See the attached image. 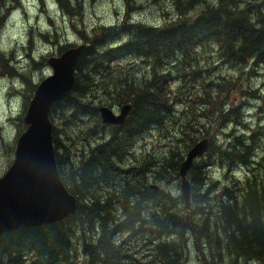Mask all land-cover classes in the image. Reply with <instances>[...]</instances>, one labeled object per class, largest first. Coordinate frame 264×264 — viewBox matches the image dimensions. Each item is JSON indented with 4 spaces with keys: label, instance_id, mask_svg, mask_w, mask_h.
<instances>
[{
    "label": "rangeland",
    "instance_id": "rangeland-1",
    "mask_svg": "<svg viewBox=\"0 0 264 264\" xmlns=\"http://www.w3.org/2000/svg\"><path fill=\"white\" fill-rule=\"evenodd\" d=\"M6 2L4 6L0 5L2 13V9L9 6L0 29V55L9 58L13 53L15 60L10 59V63L0 64L14 67L15 72L0 67V175L9 169L15 158L18 138L27 127L24 116L37 85L52 74L47 60L70 46L82 43H88L89 48L96 51L111 49L104 56L103 66L92 65V57L88 54L79 61L77 72L82 68V73L88 74V89L85 92L72 89L63 97L62 103L69 109L68 117L62 116L55 108L51 110L53 135L60 139V145L57 146L54 142L56 159L60 153L68 171L64 182L72 189L73 161H77L82 154L89 155L94 150L98 152L99 145L116 136L114 132L117 130L102 122L99 110L101 106L107 105L119 112L122 104L116 98L109 77H129L139 82L151 79L154 63L165 64L167 57L172 55V52H166L164 56L151 58L147 55L148 52L124 54L122 51L114 52L113 49L128 40L129 26L170 24L185 8L180 0ZM206 5L222 8L239 22L247 21L256 27L264 22V0H197L187 17L201 12ZM63 9L67 12L74 9L78 11L69 15ZM216 48V45L213 48L203 45L188 57L192 66L182 64L181 69L178 63L170 62L164 69L157 68V73L165 72L162 86L170 94L171 91L174 94L172 106L179 115L172 121L167 112L160 126H151L144 133L137 129L129 138H126L125 133H119L117 139L110 144L111 166L106 173L100 175L88 189H77L75 192L83 203L90 202L93 196H99L101 201L110 200V212L105 213L106 222L118 224L125 219L124 189L130 188L143 174L149 184L161 187L164 195L157 201L171 208L181 202V179L174 169L175 161L180 156L185 157L188 145L196 136V141L210 137L214 143V151L211 155L196 160V175L200 177H197L196 183L191 182L194 184L192 193L197 194V202L192 194L193 209L198 202L203 205L215 204L224 198L227 188L235 185L243 193L244 186L250 181L249 169L245 165L240 167V159L234 167L228 165V159L222 155L226 148L236 144V152L240 151L243 159L253 157L258 165H264V63L257 62L254 58L237 60L227 55L220 58L215 54ZM218 78H221L226 88L231 87L235 91L231 94L235 110L231 114L232 121L227 125L206 126L202 133L197 132L195 135L180 134V128L188 120L192 99L198 100L197 94H191L192 88ZM159 82L160 78L156 84ZM189 179L192 180L191 173ZM182 201L184 204V200ZM176 208L181 215L188 214L182 210V204H178ZM157 211L160 212L161 209L157 207ZM261 211L264 215V208ZM147 228L149 227L136 225L134 229L115 236L109 234L108 239L110 237V242L119 247V252H115L112 261L106 264H150L148 250L140 248L148 240L146 237L150 232ZM100 232L99 221L82 215L80 221L71 224V248L67 253L42 256L37 250L27 248L17 254L4 253L0 244V264H93L94 257L88 246L98 239ZM228 234L232 239L226 235L223 251L219 255L224 257L225 264H264V259L237 254V250L252 248L253 245L235 246V235ZM200 243L201 240L196 235L189 241L185 264H208L204 253L206 248H200ZM96 257L100 263L104 262L101 255Z\"/></svg>",
    "mask_w": 264,
    "mask_h": 264
},
{
    "label": "trees",
    "instance_id": "trees-1",
    "mask_svg": "<svg viewBox=\"0 0 264 264\" xmlns=\"http://www.w3.org/2000/svg\"><path fill=\"white\" fill-rule=\"evenodd\" d=\"M6 1L0 0V5L4 6ZM180 1L185 11L177 15L179 19L176 18L174 22L162 26L148 27L143 24L129 26L128 40L113 49L114 52L122 51L124 54L134 51L140 54L148 52L147 55L151 58L164 56L166 52H172V55L167 57L165 64L162 62L154 63L151 79L139 82L129 77L123 78L115 75L109 77L116 92L117 100L122 104L132 103L133 109L125 124L112 126L117 130L114 132L116 136L112 140L99 145L98 152L94 150L89 155L82 154L77 161H73L72 189L64 182L67 180L68 171L60 153L57 155L58 166L63 175L61 176L62 180L76 197L77 189L82 191L91 187L92 183L96 182L100 175L106 173L111 166L109 163L110 144L117 139L119 133H125L126 138H129L131 133L137 129L144 133L151 126H160L167 112L172 121H175L174 118L179 115L172 106L174 94L172 91L170 94L168 89L162 86L165 72L157 73V68L164 69L170 62L171 64L178 63L181 69L182 64H185L186 67L192 66L193 64L188 61V57L202 48L203 45L212 48L213 45H216L217 48L214 51L220 58H223L224 55L237 60L254 58L257 62L264 63V22L259 27L247 21L239 22L222 8H213L210 5H206L201 12L187 17L197 0ZM62 4L63 2H61ZM8 7L2 9L3 13L0 10V29L9 10ZM73 11L77 12L78 10L74 9L71 12L63 10L67 14L73 13ZM109 51L111 49L96 51L94 48H89L85 54L92 57L90 61L92 65L103 66L104 56ZM10 59L15 60L13 53L9 58L0 55V62L10 63ZM109 59H112L111 56ZM0 67L15 72V68L12 66L0 64ZM82 72V68L76 72L73 89L85 92L88 89V74ZM158 78H160V82L156 84ZM234 92L231 87L226 88L223 85L221 78L210 80L201 86L192 88L191 94H197L198 100L192 99L191 109L187 115L188 120L180 128V134L195 135L197 132L202 133L206 126H219L224 123L227 125L228 122H231V114L235 112L231 96ZM62 101L63 98L56 102L53 108L62 116L68 117V106ZM198 103L201 105L199 106ZM236 112L238 113L239 110ZM197 139V136L192 139L188 149L197 142ZM54 142L57 146L60 145V139L57 135H55ZM242 145L247 146L246 144ZM236 148L237 145L234 144L229 149L226 148L222 155L228 159L229 166L234 167L240 159L242 161L240 167L245 165L249 169L250 181L248 180L246 185H243V193L238 185H235L233 188H227L224 198L217 201L215 205L208 203L203 205L202 202H198L194 209L193 206L186 209L182 195L180 197L181 202L178 204H182V210L188 214L181 215L180 210L176 208L178 204L171 208L157 201L164 195L161 187L158 190L153 189L152 184L148 183L145 174H143L141 178L135 180L130 188L124 189L123 211L125 219L120 223L105 221V213L110 212L108 208L111 204L110 200L101 201L99 196H93L90 202L83 203L77 197L79 207L74 215L54 224L22 227L8 232L0 237L2 251L17 254L27 248L32 251L37 250L42 256L67 253L71 248L72 238L69 233L71 224L80 221L82 215H86L92 220L99 221L101 225L98 239L88 246L92 257H94L92 259L93 264H106L112 261L115 252H119V247L110 242V237L108 239L109 234L115 236L126 230L134 229L136 225L149 227L147 230L150 233L146 237L148 240H145L140 248L148 250L150 264H185L189 251V241L195 235L201 240L200 248H206L204 253L207 255L208 264H225L224 257L219 255L223 251L226 235L231 237L228 233L235 235V246L239 244L253 245L252 248L237 250V254L262 260L264 259V254H262L264 252V216L261 210L264 208V165H258L253 157L243 159L241 152H236ZM213 151L214 143L211 140L209 151L203 157L211 155ZM184 158L180 156L175 161L174 169L178 171L179 175L180 164ZM190 173L192 175L190 181L196 183L197 177H200L196 175V161ZM192 185L194 187V184L191 183ZM193 198L197 202V194H193ZM157 207L161 209L160 212L157 211ZM215 208L217 210H214ZM8 237V241L3 244L2 240ZM169 237L171 238L168 239ZM98 254L104 260L103 263H100L96 257Z\"/></svg>",
    "mask_w": 264,
    "mask_h": 264
},
{
    "label": "water",
    "instance_id": "water-1",
    "mask_svg": "<svg viewBox=\"0 0 264 264\" xmlns=\"http://www.w3.org/2000/svg\"><path fill=\"white\" fill-rule=\"evenodd\" d=\"M88 48V44H80L47 60L53 72L37 85L24 116L27 127L18 138L15 158L0 176V235L22 226L52 224L77 211L79 202L65 186L58 169L50 114L54 104L74 87L76 65ZM132 109V103H125L116 113L112 107L103 105L102 122L124 124ZM209 148L210 139H200L189 148L180 164L187 208L192 206L189 171ZM151 187L159 189L157 185Z\"/></svg>",
    "mask_w": 264,
    "mask_h": 264
},
{
    "label": "flooded vegetation",
    "instance_id": "flooded-vegetation-1",
    "mask_svg": "<svg viewBox=\"0 0 264 264\" xmlns=\"http://www.w3.org/2000/svg\"><path fill=\"white\" fill-rule=\"evenodd\" d=\"M66 14H67V13H66ZM69 15H70V14H69ZM7 233H8V232H7ZM7 233H3L2 235H0V237L4 236V235L7 234ZM8 239H9V237L6 238V239H3V240H2V243L5 244V243L8 241Z\"/></svg>",
    "mask_w": 264,
    "mask_h": 264
},
{
    "label": "bare ground",
    "instance_id": "bare-ground-1",
    "mask_svg": "<svg viewBox=\"0 0 264 264\" xmlns=\"http://www.w3.org/2000/svg\"><path fill=\"white\" fill-rule=\"evenodd\" d=\"M63 8V7H62ZM64 10V9H63ZM79 13V12H78ZM77 15V14H76ZM85 38V37H84ZM133 41V40H132ZM59 126V125H58ZM72 135V134H71ZM80 137V136H79ZM89 145V144H88ZM231 155V154H230ZM193 194V193H192ZM215 205V204H214ZM185 207H186V209H188L187 208V206H186V204H185ZM178 211V210H177ZM215 212V211H214ZM196 213V212H195ZM198 213V212H197ZM190 216V215H189ZM197 216V215H196ZM264 216V215H263ZM97 235V234H96ZM15 259V258H14Z\"/></svg>",
    "mask_w": 264,
    "mask_h": 264
}]
</instances>
